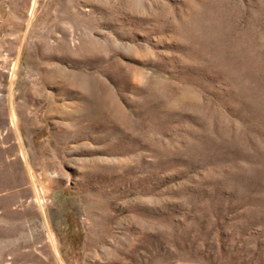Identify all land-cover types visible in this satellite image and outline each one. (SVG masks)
Returning a JSON list of instances; mask_svg holds the SVG:
<instances>
[{"label": "rangeland", "instance_id": "374dc122", "mask_svg": "<svg viewBox=\"0 0 264 264\" xmlns=\"http://www.w3.org/2000/svg\"><path fill=\"white\" fill-rule=\"evenodd\" d=\"M0 264H264V0H0Z\"/></svg>", "mask_w": 264, "mask_h": 264}, {"label": "bare ground", "instance_id": "6f19581e", "mask_svg": "<svg viewBox=\"0 0 264 264\" xmlns=\"http://www.w3.org/2000/svg\"><path fill=\"white\" fill-rule=\"evenodd\" d=\"M105 89H106V88H105ZM105 94H107L106 91H105ZM106 97H108V96H106ZM108 98H109V97H108ZM104 100H105V98H104Z\"/></svg>", "mask_w": 264, "mask_h": 264}]
</instances>
